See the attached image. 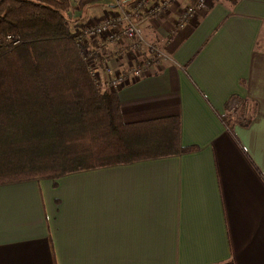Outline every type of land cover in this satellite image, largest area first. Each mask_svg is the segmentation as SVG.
Instances as JSON below:
<instances>
[{
  "label": "crops",
  "instance_id": "1",
  "mask_svg": "<svg viewBox=\"0 0 264 264\" xmlns=\"http://www.w3.org/2000/svg\"><path fill=\"white\" fill-rule=\"evenodd\" d=\"M69 1L73 33L117 11ZM193 3L140 22L170 60L108 89L123 123L170 152L0 182V264H264V0H208L179 26ZM106 49L116 69L136 62Z\"/></svg>",
  "mask_w": 264,
  "mask_h": 264
},
{
  "label": "trees",
  "instance_id": "2",
  "mask_svg": "<svg viewBox=\"0 0 264 264\" xmlns=\"http://www.w3.org/2000/svg\"><path fill=\"white\" fill-rule=\"evenodd\" d=\"M71 8L69 0H0V182L170 152L123 123L118 96L100 88L76 46Z\"/></svg>",
  "mask_w": 264,
  "mask_h": 264
},
{
  "label": "built area",
  "instance_id": "3",
  "mask_svg": "<svg viewBox=\"0 0 264 264\" xmlns=\"http://www.w3.org/2000/svg\"><path fill=\"white\" fill-rule=\"evenodd\" d=\"M154 1L114 0L117 11L112 17L101 23L80 26L74 32L76 46L88 63L92 77L96 78L99 84L104 80L103 86L119 89L129 82L145 77L147 70L152 66L170 60L162 47L145 38L140 22L143 19L156 17L170 3L178 0H163L151 7ZM194 1L180 14L179 26L183 27L192 20L208 2V0ZM8 40H11V37H8ZM108 44L125 46L136 62L126 68L116 69L110 63L106 49ZM239 108V104L231 107L230 114L233 118L237 116Z\"/></svg>",
  "mask_w": 264,
  "mask_h": 264
},
{
  "label": "rangeland",
  "instance_id": "4",
  "mask_svg": "<svg viewBox=\"0 0 264 264\" xmlns=\"http://www.w3.org/2000/svg\"><path fill=\"white\" fill-rule=\"evenodd\" d=\"M195 2V1H194ZM9 41V40H8ZM14 45H16V44H14ZM119 62H121V60H119ZM95 79V81H96V78H94ZM101 80V79H100ZM97 82V81H96ZM101 82H102V84H99L98 82V85L100 86V88L103 90V91H105V92H108V93H110V90H108L109 88L108 87H106V86H103L104 85V80L102 81L101 80Z\"/></svg>",
  "mask_w": 264,
  "mask_h": 264
}]
</instances>
